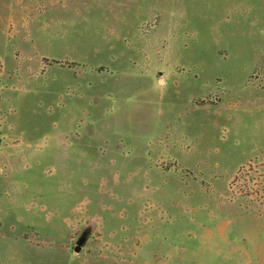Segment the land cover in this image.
<instances>
[{"label": "rangeland", "instance_id": "1", "mask_svg": "<svg viewBox=\"0 0 264 264\" xmlns=\"http://www.w3.org/2000/svg\"><path fill=\"white\" fill-rule=\"evenodd\" d=\"M0 129V264H242L264 0H0Z\"/></svg>", "mask_w": 264, "mask_h": 264}, {"label": "crops", "instance_id": "2", "mask_svg": "<svg viewBox=\"0 0 264 264\" xmlns=\"http://www.w3.org/2000/svg\"><path fill=\"white\" fill-rule=\"evenodd\" d=\"M1 127H2V125H1ZM1 133H2V130H1ZM241 240H243V242H245V245L244 244H238L237 240L235 241V243L233 240L231 241L232 244L233 243L235 244V245H232V247H234V249H232L233 253H235V252H236V254L239 253L237 256V259L238 260L240 259V261H241V258L242 259L244 258V261H242V264H251L253 257H255L256 260L259 261L258 264H264V250L262 253L260 251L261 248H259L256 245H255V247L250 246V248H249V246L247 245V237L246 236H243ZM262 243L264 244V240Z\"/></svg>", "mask_w": 264, "mask_h": 264}, {"label": "water", "instance_id": "3", "mask_svg": "<svg viewBox=\"0 0 264 264\" xmlns=\"http://www.w3.org/2000/svg\"><path fill=\"white\" fill-rule=\"evenodd\" d=\"M79 247H77V249H78Z\"/></svg>", "mask_w": 264, "mask_h": 264}]
</instances>
